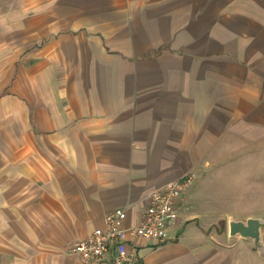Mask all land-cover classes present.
<instances>
[{
  "label": "crops",
  "instance_id": "crops-1",
  "mask_svg": "<svg viewBox=\"0 0 264 264\" xmlns=\"http://www.w3.org/2000/svg\"><path fill=\"white\" fill-rule=\"evenodd\" d=\"M263 140L264 0H0V264H104L72 246L184 174L137 264H264L219 177Z\"/></svg>",
  "mask_w": 264,
  "mask_h": 264
},
{
  "label": "built area",
  "instance_id": "built-area-1",
  "mask_svg": "<svg viewBox=\"0 0 264 264\" xmlns=\"http://www.w3.org/2000/svg\"><path fill=\"white\" fill-rule=\"evenodd\" d=\"M193 174H184L165 186L153 190L145 209L135 224H127L126 208H115L106 213L104 226L95 228L89 236L77 240L71 248L86 263L95 260L104 264H137L135 251L141 238L163 241L166 238L167 222L174 214L182 193L193 181ZM126 236L134 239L132 249L124 243Z\"/></svg>",
  "mask_w": 264,
  "mask_h": 264
},
{
  "label": "rangeland",
  "instance_id": "rangeland-1",
  "mask_svg": "<svg viewBox=\"0 0 264 264\" xmlns=\"http://www.w3.org/2000/svg\"><path fill=\"white\" fill-rule=\"evenodd\" d=\"M228 164L222 165L220 187L228 190L239 208L252 212L237 215L264 216V140L243 152H235ZM218 174V173H217ZM245 200L247 201L245 203Z\"/></svg>",
  "mask_w": 264,
  "mask_h": 264
},
{
  "label": "water",
  "instance_id": "water-1",
  "mask_svg": "<svg viewBox=\"0 0 264 264\" xmlns=\"http://www.w3.org/2000/svg\"><path fill=\"white\" fill-rule=\"evenodd\" d=\"M264 227L263 217H249L243 219L229 220V234L231 236L240 235L252 239L254 245L261 255L264 254V242L261 238V229Z\"/></svg>",
  "mask_w": 264,
  "mask_h": 264
}]
</instances>
